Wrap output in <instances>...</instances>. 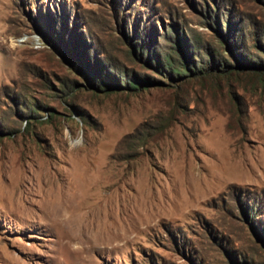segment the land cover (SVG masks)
I'll return each mask as SVG.
<instances>
[{"label": "rangeland", "instance_id": "obj_1", "mask_svg": "<svg viewBox=\"0 0 264 264\" xmlns=\"http://www.w3.org/2000/svg\"><path fill=\"white\" fill-rule=\"evenodd\" d=\"M228 18L256 34L264 0H0V264H264V81L105 94L78 66L153 72L126 35L200 65Z\"/></svg>", "mask_w": 264, "mask_h": 264}, {"label": "trees", "instance_id": "obj_2", "mask_svg": "<svg viewBox=\"0 0 264 264\" xmlns=\"http://www.w3.org/2000/svg\"><path fill=\"white\" fill-rule=\"evenodd\" d=\"M209 10L211 11L210 7ZM217 21L216 27L219 36H214V39L216 45L221 47V50L216 48L217 46L215 45L212 48L207 46V53L210 58L202 60L200 65L195 60L194 55L196 54L193 53L194 46L192 42L185 35H183L184 41L180 40L181 47H178L180 50H176L174 46L170 45L165 48L166 50L163 53H158L152 43L147 42L143 37L138 38L136 37L137 35L132 37L126 35L132 44V50L128 52L129 58L139 61L142 65H151L153 72L143 71L137 73L134 70L129 72L124 67L112 68V65L106 66V71H104L101 68L102 63H105L102 58L94 56L90 59H85L79 51L77 56V59H79L78 66L81 71L82 69L85 71L86 85L105 94L136 91L148 87H163L168 85L169 81L174 83L182 82L189 77L198 79L223 77L226 79L236 78L238 80L243 75L250 74L255 80L264 81V26L262 31L248 35L250 29H241L238 32L229 18L226 19L225 30L222 29V26ZM193 36L197 41L201 40L202 42L200 36L195 34ZM195 43L198 44V42ZM222 46L225 48L224 50ZM215 53L220 58L217 59ZM197 55L201 59L198 53ZM205 62H207L206 65L204 64ZM52 115L53 113L49 114V116ZM3 131L5 129L0 127V133H3ZM131 136L135 139L134 133H129L126 134L123 142L131 140L129 138ZM144 139H146V136L141 134L137 137L139 143H144ZM259 233L264 235V232Z\"/></svg>", "mask_w": 264, "mask_h": 264}, {"label": "bare ground", "instance_id": "obj_3", "mask_svg": "<svg viewBox=\"0 0 264 264\" xmlns=\"http://www.w3.org/2000/svg\"><path fill=\"white\" fill-rule=\"evenodd\" d=\"M71 203V202H70ZM67 204V203H66ZM66 204H63V205H66ZM70 205H68V206H66V207H69ZM86 234V233H85ZM89 235H87V239H88V241L90 240V238L88 237ZM88 244L89 243H87V245L85 244V246L83 247V250H87L89 247H88ZM87 256V255H86ZM87 258V257H86ZM88 259H90V258H88ZM88 259H85V262H86V264H91V260H88Z\"/></svg>", "mask_w": 264, "mask_h": 264}]
</instances>
